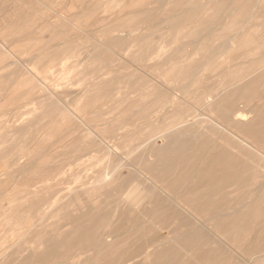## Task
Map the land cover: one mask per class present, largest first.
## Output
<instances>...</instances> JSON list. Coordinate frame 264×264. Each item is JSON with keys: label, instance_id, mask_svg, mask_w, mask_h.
<instances>
[{"label": "rangeland", "instance_id": "rangeland-1", "mask_svg": "<svg viewBox=\"0 0 264 264\" xmlns=\"http://www.w3.org/2000/svg\"><path fill=\"white\" fill-rule=\"evenodd\" d=\"M263 103L264 0H0V264H264ZM219 147L230 177L198 187ZM137 185L142 216L123 203Z\"/></svg>", "mask_w": 264, "mask_h": 264}, {"label": "bare ground", "instance_id": "bare-ground-1", "mask_svg": "<svg viewBox=\"0 0 264 264\" xmlns=\"http://www.w3.org/2000/svg\"><path fill=\"white\" fill-rule=\"evenodd\" d=\"M233 2V1H232ZM227 10V9H226ZM47 22H49V21H47ZM223 67V66H222ZM160 68V67H159ZM202 68V67H201ZM35 77V76H34ZM194 79V78H193ZM183 80V79H182ZM220 80V79H219ZM27 81V80H26ZM179 83V82H178ZM204 83V82H203ZM233 88V87H232ZM239 89V88H238ZM150 91V90H149ZM228 93V92H227ZM39 95V94H38ZM262 96V95H261ZM174 97V96H173ZM128 98V97H127ZM134 98V97H133ZM222 98V97H221ZM176 99V98H175ZM261 99V98H260ZM208 101H207V105H210L211 106V104H213V102L214 101H212L213 99L212 98H208L207 99ZM204 102V101H203ZM144 103V102H143ZM261 104V103H260ZM264 104V103H263ZM165 105V104H164ZM24 107V106H23ZM140 108H142V107H140ZM139 108V109H140ZM262 108V107H261ZM252 110H254V111H252V112H254V114L257 112L256 110H255V108L254 109H252ZM259 110V109H258ZM246 111V110H245ZM245 111H243V110H238V111H236V112H233L232 114H231V116L233 117V120L234 121H236V123L238 122V124H240V123H243V124H245L244 122H246V116H248L249 114H252V112H250V113H248V111H247V113H248V115H247V113H245ZM251 111V110H250ZM65 113V112H64ZM184 114V113H183ZM259 114V113H258ZM264 115V114H263ZM263 115H260L261 117L263 116ZM138 118V117H137ZM260 118V117H259ZM258 118V119H259ZM213 119V118H212ZM169 120V119H168ZM194 120V119H193ZM211 120V119H210ZM257 120V119H256ZM256 120H254L255 122H256ZM190 121H192V120H190ZM212 121V120H211ZM179 122V121H178ZM199 122V121H198ZM210 122V121H209ZM213 122V121H212ZM215 122V121H214ZM254 122V123H255ZM192 123H193V121H192ZM199 123H201V122H199ZM198 123V124H199ZM203 123V122H202ZM205 123V122H204ZM234 123V122H233ZM253 123V122H252ZM259 123V122H258ZM189 124H191V122H185V124L184 125H189ZM196 124V123H195ZM198 124H197V126H198ZM235 124V123H234ZM237 124V125H238ZM57 125V124H56ZM201 125V124H200ZM206 125V124H205ZM218 125V127H219V124H217ZM191 126V125H190ZM195 126V125H194ZM193 126V127H194ZM242 125H240L239 126V128L241 127ZM250 126V125H249ZM154 127V126H153ZM196 127V126H195ZM200 127V126H199ZM213 127V126H212ZM215 127L216 126H214V129H215ZM238 127V126H237ZM217 128V127H216ZM250 128H251V126H250ZM180 129V128H179ZM203 129V128H202ZM218 129V128H217ZM223 129H225V128H223ZM222 129V130H223ZM186 130V129H185ZM205 130V129H204ZM221 130V131H222ZM245 130V129H244ZM244 130H242V131H244ZM247 130H249V128L247 129ZM254 130H255V133H256V140H262L263 138H264V135L263 134H261V132H260V130L257 128V127H254ZM51 131V130H50ZM183 131V130H182ZM181 131V132H182ZM206 131V130H205ZM241 131V130H240ZM239 131V132H240ZM137 132V131H136ZM168 132V131H167ZM170 132V131H169ZM169 132H168V134H169ZM176 132H178V131H176ZM175 132V133H176ZM191 132V131H190ZM198 132V131H197ZM197 132H194L195 134L197 133ZM202 132V131H201ZM228 133L229 135H231V138L233 139V141L235 142V144H236V146L237 147H231V149L232 150H236L237 148H243V149H245L244 147H248L249 148V150L251 149H253V150H255V152H258L257 150H256V146L254 147V143H248V142H246V140L245 139H243V138H241V136H238L237 134H234L232 131H229L228 130V128L227 129H225V133ZM162 133H164V132H162ZM172 133H173V131H172ZM189 133V132H188ZM192 133V132H191ZM224 133V134H225ZM226 133V134H227ZM180 134V133H179ZM182 134V133H181ZM184 134V133H183ZM193 134V133H192ZM192 134H190V136H189V138L191 139V141H192V139H194L197 135H195V137H193V138H191L192 136ZM207 134V133H206ZM211 134V133H210ZM219 134V133H218ZM225 134V135H226ZM167 135V134H166ZM178 135V134H177ZM202 135H205V134H202ZM240 135V134H239ZM158 136V135H157ZM156 136V137H157ZM171 136V135H170ZM187 136V135H186ZM213 136V135H212ZM85 137V136H84ZM154 137V136H153ZM172 137V136H171ZM175 137V136H174ZM177 137V136H176ZM201 137V136H200ZM199 137V138H200ZM202 137H206V136H202ZM201 137V138H202ZM226 137V136H225ZM243 137V136H242ZM83 138V137H82ZM163 138H164V136H163ZM173 138V137H172ZM171 138V139H172ZM188 138V137H187ZM207 138V137H206ZM244 138H246V137H244ZM248 138V137H247ZM158 139V138H157ZM161 139V138H160ZM184 139V138H183ZM217 139V138H216ZM227 139V138H226ZM230 139V138H229ZM252 139V138H251ZM250 139V140H251ZM123 140V139H122ZM167 140H169V139H167ZM173 140V139H172ZM196 140V139H195ZM219 140V139H218ZM220 140H221V138H220ZM189 139L187 140V141H184L183 140V145H181V151H186L187 152V150L191 147H193L194 148V146H197V144L196 145H193V146H191L192 145V142H191ZM199 141H200V139H199ZM198 141V142H199ZM206 141H207V139H206ZM217 141V140H216ZM226 141H228V140H226ZM225 141V144L227 143ZM203 142H205L204 140H203ZM208 142H209V140H208ZM210 142H212V140L210 141ZM219 142V141H218ZM229 142V141H228ZM252 142V141H251ZM195 143H197V142H195ZM194 143V144H195ZM205 143H207V142H205ZM213 143H214V141H213ZM224 143V142H223ZM248 143V144H247ZM64 144V143H63ZM125 144V143H124ZM169 144H170V140H169ZM104 145V144H103ZM203 145H204V143H203ZM229 145H231V144H229ZM180 146V145H179ZM223 146V145H222ZM171 147H172V145H171ZM214 147V146H213ZM216 147V146H215ZM204 148H205V146H204ZM217 148V147H216ZM220 148V150L218 149V150H215L216 152H214V154L212 155V157L211 158H209V160L208 161H206V162H203V167L202 168H204V169H202V171H203V175H201V176H199L198 177V187H201V188H203V187H205V186H203V185H207V184H209V186H211L210 185V183L212 184L213 182H216L218 179H220L221 177H230V175H229V168H230V166H232L233 165V163H237L236 162V160L234 159V157H227V155H225V153H223L222 151H221V148L223 149V147H219ZM111 149V148H110ZM168 149V148H167ZM257 149H258V146H257ZM165 150H166V148H165ZM190 151H191V149H189ZM193 150V149H192ZM208 150H209V148H208ZM111 151V150H110ZM180 151V152H181ZM197 151H198V149H197ZM175 152H177V151H175ZM208 152V151H207ZM206 152V153H207ZM178 153V152H177ZM239 153V152H238ZM183 154V153H182ZM181 154V155H182ZM187 154V153H186ZM260 154H262V153H260ZM171 156V155H170ZM199 156H200V154H199ZM177 157V156H176ZM203 157V156H202ZM202 157H199V158H202ZM181 158H182V156H181ZM130 159V158H129ZM249 159V158H248ZM36 160V159H35ZM123 160V159H122ZM200 161V160H199ZM249 161H251V160H249ZM249 163V162H248ZM80 164V163H79ZM201 164H202V162H201ZM247 164V163H246ZM192 166V165H191ZM197 166L198 167H200L198 164H197ZM226 166H229V168L228 167H226ZM246 167V166H245ZM260 167V166H259ZM123 168V167H122ZM228 168V169H227ZM248 168V167H247ZM195 169H197V168H195ZM194 169V170H195ZM119 170V169H118ZM117 170V171H118ZM240 170H242V169H240ZM244 170V169H243ZM36 171V170H35ZM194 172V171H193ZM197 172V171H196ZM194 172L195 174H199V172ZM238 172V171H237ZM237 172H236V175H237ZM240 172V171H239ZM109 173H111V172H109ZM192 173V172H191ZM60 174V173H59ZM140 174V173H139ZM240 174H241V172H240ZM159 175V174H158ZM188 175V174H187ZM192 175V174H191ZM235 175V174H234ZM53 176V175H52ZM104 177H103V179H102V186H108V184L109 183H111V181H112V179H113V177H112V175L110 176V174H108V172H107V174H105V175H103ZM175 177V176H174ZM188 177V176H187ZM196 177H197V175H196ZM231 177H233V181H235L237 178H234V176L232 175ZM191 177H189L188 179H189V181L191 180L190 179ZM194 178V177H193ZM41 179V178H40ZM175 179H177V176L175 177ZM244 179V178H243ZM100 180V179H99ZM174 180V179H173ZM195 180V179H194ZM262 180V179H261ZM132 181V180H131ZM223 181V180H222ZM228 181H230L229 183L228 182H225L220 188L222 189V191H217V190H219V186L215 189L218 193H220V192H222L223 193V191H224V189H227L228 187H230V186H232L231 184H232V179L230 180H228ZM237 181V180H236ZM263 181V180H262ZM99 182V181H98ZM98 182H96V183H98ZM217 183V182H216ZM219 183V182H218ZM234 183V182H233ZM237 183V182H236ZM101 184V183H100ZM118 184V183H117ZM116 184V185H117ZM158 184V183H157ZM156 183L153 185V187L156 189V190H158L159 192H161L163 195H165L167 198H169L170 200H171V202L173 203V205L172 206H174L175 208H177V211L179 210L180 212H182V215L183 216H185V214H187V217H185V218H189V217H191V218H193L194 220H196V218L197 217H195V215H197V214H193L192 212H191V209L190 208H188L187 207V205H185L184 203H182V202H180V199L178 200V199H172L171 198V196H170V194L166 191V190H164L163 188H161L160 186H158ZM193 184H194V182H193ZM215 184V183H214ZM214 184H212V185H214ZM110 185V184H109ZM115 185V186H116ZM122 185V184H121ZM98 186V185H97ZM114 186V187H115ZM120 186V185H119ZM138 186L140 187V185H137L136 187H135V189L134 190H132V191H130V193H128L125 197H124V199H123V203H125L130 209H131V211L132 212H135V214L136 213H138V214H141L140 216H142V212H141V207L143 206V205H150L151 204V202L152 201H150V200H153V199H151V197H152V192L151 191H149V190H146L145 191V189L144 190H140L141 188H138ZM194 186V185H193ZM196 186V187H197ZM262 187H263V185H261ZM261 186H260V188L259 189H257V190H261ZM109 187V186H108ZM111 187V186H110ZM110 187L108 188V189H110ZM197 187V188H198ZM258 187V186H257ZM113 188V187H112ZM119 188V187H118ZM200 188V189H201ZM207 188H211V187H207ZM246 188V187H245ZM88 189V188H87ZM89 189H90V187H89ZM91 189H92V187H91ZM90 189V190H91ZM107 189V190H108ZM116 189V188H115ZM114 189V190H115ZM142 189H143V187H142ZM199 189V188H198ZM197 189V190H198ZM199 189V190H200ZM204 189H206V188H204ZM203 189V190H204ZM220 189V190H221ZM263 189V188H262ZM93 190V189H92ZM120 190V189H119ZM194 190V189H193ZM196 190V189H195ZM256 190V191H257ZM213 191V190H212ZM215 191V192H216ZM226 191V190H225ZM262 191V190H261ZM263 191H264V189H263ZM191 192V191H190ZM215 192L213 191V194H215ZM216 192V193H217ZM209 193L210 192H207V193H205L208 197L207 198H210L211 197V195H209ZM259 193H261V192H259ZM78 194V193H77ZM211 194H212V192H211ZM123 195V194H122ZM156 195V194H155ZM206 195H204V196H206ZM218 195H220V194H218ZM259 195V194H258ZM257 195V196H258ZM121 196V195H120ZM201 196V198H202V196L203 195H200ZM153 197H154V195H153ZM213 197V196H212ZM216 197V196H215ZM120 198V197H119ZM155 198V197H154ZM199 198V197H198ZM257 198V197H256ZM162 200H163V198H161ZM204 198H202V200H203ZM212 199V198H211ZM211 199H210V201H211ZM214 199V198H213ZM160 200V199H159ZM168 200V199H167ZM199 200H201V199H199ZM154 201V200H153ZM198 200H196V202H197ZM207 201H209V199H207ZM209 201V202H210ZM120 202V201H119ZM204 202H206V199H205V201ZM217 202V201H216ZM153 203V202H152ZM200 203V202H199ZM207 203V202H206ZM167 204V203H166ZM165 204V205H166ZM190 204V203H189ZM217 204V203H216ZM203 205H207V204H203ZM78 206H79V204H78ZM127 206H125V207H127ZM152 206V205H151ZM167 206V205H166ZM171 205H169V207H170ZM190 206H191V204H190ZM152 208V207H151ZM164 208H165V206H164ZM192 208H193V206H192ZM199 208V207H198ZM144 209V208H143ZM147 209V208H146ZM150 209V208H149ZM169 209V208H168ZM193 209H196V206L193 208ZM151 210H153L154 211V209L152 208ZM200 210V209H199ZM241 210V209H240ZM243 210V209H242ZM153 211L151 212L152 214H153ZM161 211V210H160ZM176 211V212H177ZM195 211V210H194ZM201 211L202 210H200V213H201ZM217 212V211H216ZM147 213H148V211H147ZM150 213V212H149ZM203 213H205V211L203 212ZM237 213V212H236ZM132 214V213H131ZM164 214V213H163ZM232 215H234V214H230V215H228L227 217H232ZM132 216V215H131ZM139 216V217H140ZM181 216V215H180ZM179 216V217H180ZM198 216V215H197ZM235 216V215H234ZM233 216V217H234ZM143 217H144V215H143ZM166 217V216H165ZM203 217V216H202ZM159 218H162V217H159ZM181 218H183L182 216H181ZM119 219V218H118ZM178 219H180V218H178ZM222 219V218H221ZM232 219H236V218H232ZM240 219V218H239ZM147 220V219H146ZM177 220V219H176ZM193 220V221H194ZM229 220V219H228ZM71 221V220H70ZM75 221V220H74ZM119 221V220H118ZM171 221V220H170ZM197 221V220H196ZM230 221H232V220H230ZM229 221V222H230ZM161 222V221H160ZM195 222V221H194ZM199 222V221H198ZM228 222V223H229ZM163 223V222H162ZM184 223H185V221H184ZM188 223V221L186 222V224ZM79 224V223H78ZM182 224H183V222H182ZM227 224V223H226ZM225 224V225H226ZM128 225H129V223H128ZM196 225H199V224H197L196 223ZM200 225H201V223H200ZM203 225V224H202ZM224 225V226H225ZM87 226V225H86ZM185 226V225H184ZM204 226V225H203ZM227 226V225H226ZM163 227V226H162ZM186 227V226H185ZM187 227H191V226H187ZM85 228V227H84ZM165 228V227H164ZM164 228H162V230L164 229ZM178 228V227H177ZM202 229H200V230H205V229H207V228H205V227H201ZM74 229V228H73ZM72 229V230H73ZM86 229V228H85ZM184 229V228H183ZM259 229V228H258ZM81 230V229H80ZM83 230V229H82ZM159 231V228H158V231L162 234V232L163 231ZM171 230V229H170ZM75 231V230H74ZM168 231V230H167ZM69 232V231H68ZM76 232V231H75ZM78 232V231H77ZM76 232V233H77ZM80 232V231H79ZM166 232V231H165ZM169 232V231H168ZM82 233V232H81ZM81 233H80V235H81ZM169 234V233H168ZM78 235V234H77ZM166 235H167V233H166ZM165 235V236H166ZM203 235V234H202ZM205 235V234H204ZM214 235V234H213ZM69 236V235H68ZM72 236V235H71ZM165 236L163 237L164 239H166L165 238ZM167 237V236H166ZM173 237V236H172ZM215 237L216 238H218V242H221L222 243V245L224 244V246H226L227 244H226V242L224 241V239L223 238H221L218 234H215ZM147 238H149V237H147ZM154 238H156V237H154ZM168 238V237H167ZM77 239V238H76ZM76 239H74V240H76ZM150 239H151V237H150ZM160 239V238H159ZM170 239V241H167V243H164V244H160V245H157V246H151V247H153L154 249L153 250H149V251H147L146 249H145V251H147L146 253H145V260L147 261V260H149V259H151L152 258V256H153V253L154 252H156V251H158V250H160V249H162L166 244H175V242H174V240H171V238H169ZM173 239V238H172ZM175 239V238H174ZM178 239V238H177ZM176 239V240H177ZM187 239V238H186ZM189 239V238H188ZM187 239V240H188ZM203 239V238H202ZM146 240V239H145ZM152 240H153V238H152ZM152 240H151V242H152ZM186 240V241H187ZM200 240V239H199ZM68 241V240H67ZM142 241V240H141ZM148 241H149V239H148ZM164 241V240H163ZM178 241V240H177ZM181 242H182V239L180 240ZM179 241V242H180ZM184 242L183 243H185V240H183ZM81 242V241H80ZM6 243V242H5ZM82 243V242H81ZM122 243V242H121ZM177 243V242H176ZM216 243V242H215ZM214 243V245H212L213 247L216 245ZM133 244V243H132ZM156 244H158V243H156ZM155 244V245H156ZM179 244V243H178ZM182 244V243H181ZM201 244V243H200ZM199 244V245H200ZM123 245V244H122ZM124 245H126V244H124ZM135 245H137V243L135 244ZM193 245V244H192ZM114 246V245H113ZM119 246V245H118ZM139 246H140V244H139ZM169 246V245H168ZM176 246H178V245H176ZM175 246V247H176ZM181 246V245H180ZM211 246V247H212ZM107 247H108V245H107ZM106 247V248H107ZM129 247V246H128ZM151 247H149V248H151ZM166 247V246H165ZM173 246H170L169 248H172ZM228 247V246H227ZM226 247V248H227ZM113 248V247H112ZM116 248V247H115ZM138 248V247H137ZM136 248V249H137ZM168 248V249H169ZM174 248V247H173ZM184 248H185V246H184ZM183 248V249H184ZM190 248V247H189ZM218 248V245H216L215 247H214V250L216 251V249ZM229 248V247H228ZM244 248V247H243ZM55 249V248H54ZM123 249V248H122ZM131 249V248H130ZM135 249V248H134ZM139 249V248H138ZM176 249V248H175ZM180 249V248H179ZM209 249V248H208ZM229 249H231V248H229ZM85 250V249H84ZM107 250H109L108 248L106 249V251ZM112 250V249H111ZM117 251H118V249H116ZM124 250V249H123ZM143 250V248L141 249V251ZM165 250H167V249H165ZM172 250V249H171ZM178 250V249H177ZM185 250V249H184ZM210 250V249H209ZM232 250V249H231ZM236 250V249H235ZM63 251V250H62ZM91 251V250H90ZM134 250H132V252H133ZM136 251V250H135ZM140 251V250H139ZM197 251V250H196ZM212 251V250H211ZM234 251V250H233ZM10 252V251H9ZM120 252H121V249H120ZM127 252H128V250H127ZM138 252V251H137ZM160 251H158V253H159ZM168 252V251H167ZM109 253V252H108ZM122 253V252H121ZM143 253V254H144ZM164 253V252H163ZM169 253V252H168ZM189 253V252H188ZM199 253V252H198ZM198 253H196V254H198ZM211 253V252H210ZM215 254H216V252H214ZM229 253V252H228ZM232 253H234V252H232ZM237 253V252H236ZM74 254V253H73ZM104 254H106V253H104ZM110 254H112L111 253V251H110ZM126 254V253H125ZM130 254H131V252H130ZM157 254V253H156ZM155 254V255H156ZM161 254V253H160ZM174 254V253H173ZM187 254V253H186ZM195 254V255H196ZM103 255V254H102ZM137 255V254H136ZM140 255H142V253L140 254ZM139 255V256H140ZM165 255V254H164ZM194 255V256H195ZM239 255V254H238ZM257 255V254H256ZM38 256V255H37ZM106 256V255H105ZM125 256H127V255H125ZM124 256V257H125ZM132 256V255H131ZM138 256V257H139ZM144 256V255H143ZM188 256V255H187ZM208 256V253L207 252H202V253H200V258H206ZM219 256H220V254H219ZM219 256H217V258L219 257ZM248 256V255H247ZM107 257V256H106ZM109 257V256H108ZM108 257H107V259H108ZM111 257V256H110ZM133 257V256H132ZM159 257H160V255H159ZM190 257V256H189ZM192 257V256H191ZM212 257V256H211ZM240 257V256H239ZM261 257V256H260ZM143 258V259H144ZM163 258V257H162ZM197 258V256L195 257V259ZM216 258V259H217ZM221 258V257H220ZM242 258V257H241ZM101 259H103V257H101ZM105 260H106V258H104ZM126 259H128V258H126ZM125 259V260H126ZM133 259V258H132ZM139 259V258H138ZM155 259V258H154ZM195 259H193V260H195ZM120 260H121V258H120ZM119 260V261H120ZM135 260V259H134ZM133 260V261H134ZM157 260V259H156ZM159 260H161V258L159 259ZM158 260V261H159ZM192 260V259H191ZM192 260V261H193ZM210 260H211V258H210ZM215 260V259H214ZM143 261V260H142ZM150 261V260H149ZM191 261V262H192ZM219 261V260H218ZM125 262V261H124ZM126 262H128V261H126ZM136 262V261H135ZM134 262V264H138L137 262L135 263ZM140 262V261H139ZM144 262V261H143ZM157 262V261H156ZM155 262V264H157ZM198 262V261H197ZM214 262V261H213ZM213 262H211V263H213ZM216 262V261H215ZM145 263V262H144ZM143 263V264H144ZM147 263H148V261H147ZM147 263H145V264H147ZM150 263V262H149ZM190 263V262H189ZM208 263H210L209 261H208ZM210 263V264H211ZM124 264V263H123ZM128 264V263H127ZM200 264V263H199ZM224 264V263H223ZM231 264V263H230ZM244 264H245V262H244ZM249 264V263H248Z\"/></svg>", "mask_w": 264, "mask_h": 264}]
</instances>
